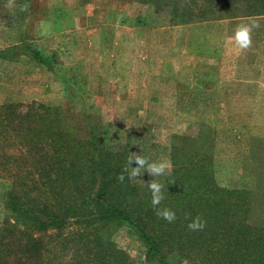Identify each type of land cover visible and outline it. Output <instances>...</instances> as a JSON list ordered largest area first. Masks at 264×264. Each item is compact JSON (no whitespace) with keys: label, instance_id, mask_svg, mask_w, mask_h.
I'll return each instance as SVG.
<instances>
[{"label":"trees","instance_id":"trees-1","mask_svg":"<svg viewBox=\"0 0 264 264\" xmlns=\"http://www.w3.org/2000/svg\"><path fill=\"white\" fill-rule=\"evenodd\" d=\"M130 1L165 12L168 25L264 14V0ZM6 3L0 0L2 19ZM5 53L26 54L50 70L56 63L52 51L25 40ZM176 139L170 174L155 178L166 187L160 207L177 214L168 223L151 205L153 179H116L130 148L108 141L99 115L35 101L0 103V175L10 179L0 264H264V168L256 173L253 146L252 185L230 187L216 182L212 140L208 154L195 141L190 147L185 135ZM186 214L201 215L204 229L190 231ZM119 227L140 242L142 261L114 242Z\"/></svg>","mask_w":264,"mask_h":264},{"label":"rangeland","instance_id":"rangeland-1","mask_svg":"<svg viewBox=\"0 0 264 264\" xmlns=\"http://www.w3.org/2000/svg\"><path fill=\"white\" fill-rule=\"evenodd\" d=\"M25 3L27 11L5 6L0 50L30 41L52 51L56 63L50 70L26 54H0V103L35 101L99 115L108 141H126L129 155L143 150L151 160H169L171 143H180L176 136H187L190 147L195 141L208 154L212 140L216 182L252 185L251 145L256 173L264 168V98L254 91L258 79L264 86V14L168 25L165 12L130 0ZM251 21L260 26L252 46L240 50L232 40L235 29ZM220 43L228 47L211 50ZM195 72L200 82L215 72L230 83L229 92L215 90L210 97L193 91L185 82H194ZM148 179L155 177L145 171L136 181ZM9 180L0 175V218ZM113 240L142 261L143 247L126 228L119 227Z\"/></svg>","mask_w":264,"mask_h":264},{"label":"clouds","instance_id":"clouds-1","mask_svg":"<svg viewBox=\"0 0 264 264\" xmlns=\"http://www.w3.org/2000/svg\"><path fill=\"white\" fill-rule=\"evenodd\" d=\"M16 0H7L6 6L12 7ZM30 5L23 3L20 5L21 11H27ZM259 23L256 21L241 22L237 25L232 40L240 50L249 49L252 46V33L259 28ZM135 152H131L122 171L117 175L116 179L120 183H124L125 179L129 182L135 181L143 175L145 171L153 177H166L172 170L171 162L167 159L151 160L150 157ZM135 163V167H133ZM147 188L151 194V205L156 210V215L168 223H174L177 220L176 211L169 207H160L165 200L166 187L162 180L153 179L147 182ZM188 220L187 228L190 231H202L206 226V220L199 214L189 218V214L185 215Z\"/></svg>","mask_w":264,"mask_h":264},{"label":"crops","instance_id":"crops-1","mask_svg":"<svg viewBox=\"0 0 264 264\" xmlns=\"http://www.w3.org/2000/svg\"><path fill=\"white\" fill-rule=\"evenodd\" d=\"M237 19V17H235ZM229 19V18H227ZM227 19H216V20H211L209 22H222V21H225ZM232 19V18H230ZM208 21V20H207ZM211 45H209L210 47ZM228 47V44H214L212 45L211 47V50H224ZM213 56V54L211 55ZM216 72H218V70H216ZM212 73H215V72H211L210 73V78L206 79L205 78V81L203 82H200L198 81V77H196V74H198V72L196 73H191L192 75H195V80L194 82H185V83H188L189 84V88L192 87L193 91L197 92V91H200V90H204L206 93L210 92L211 93H214L215 90H220L219 92L220 93H228V89H230V86H227L228 84H230L229 82H224V80L222 79H219L217 77V74H212ZM206 74L209 75V71L206 70ZM254 81V84L256 82V79L253 78ZM258 82V88L256 89V85L254 86V91H257L259 93H263V94H259L258 97L260 98H264V86H262V80L258 79L257 80ZM228 83V84H227ZM236 84V86H238L239 84H237L236 82H233L232 84ZM231 84V85H232ZM180 88V87H179ZM238 88V87H237ZM209 94H205V96L207 97ZM221 96H224V95H221ZM227 96V95H225ZM210 97H213V95L211 94ZM181 98H183V96H181Z\"/></svg>","mask_w":264,"mask_h":264}]
</instances>
